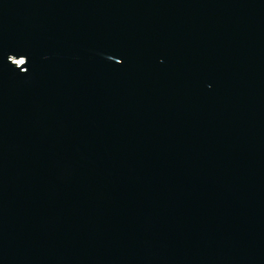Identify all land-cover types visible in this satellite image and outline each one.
<instances>
[{
	"label": "water",
	"instance_id": "obj_1",
	"mask_svg": "<svg viewBox=\"0 0 264 264\" xmlns=\"http://www.w3.org/2000/svg\"><path fill=\"white\" fill-rule=\"evenodd\" d=\"M0 264H264V0H0Z\"/></svg>",
	"mask_w": 264,
	"mask_h": 264
},
{
	"label": "snow or ice",
	"instance_id": "obj_2",
	"mask_svg": "<svg viewBox=\"0 0 264 264\" xmlns=\"http://www.w3.org/2000/svg\"><path fill=\"white\" fill-rule=\"evenodd\" d=\"M123 62H124V61H123V60H121L119 63H120V64H122Z\"/></svg>",
	"mask_w": 264,
	"mask_h": 264
}]
</instances>
